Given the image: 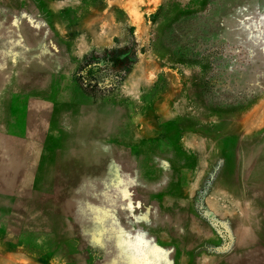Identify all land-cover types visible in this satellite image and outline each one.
Here are the masks:
<instances>
[{
    "label": "rangeland",
    "instance_id": "rangeland-1",
    "mask_svg": "<svg viewBox=\"0 0 264 264\" xmlns=\"http://www.w3.org/2000/svg\"><path fill=\"white\" fill-rule=\"evenodd\" d=\"M261 135L264 0H0V264H264Z\"/></svg>",
    "mask_w": 264,
    "mask_h": 264
},
{
    "label": "crops",
    "instance_id": "crops-1",
    "mask_svg": "<svg viewBox=\"0 0 264 264\" xmlns=\"http://www.w3.org/2000/svg\"><path fill=\"white\" fill-rule=\"evenodd\" d=\"M254 140L256 142L250 140L247 143V150H248L247 156H246L247 160H244L243 162H241V165L239 166L240 176H238L234 181H230L231 184L234 183L235 185H237V186H234L235 187L234 193L236 194L240 193L241 190L239 188L243 187L247 195L250 198H252V201H253L252 208L249 211L245 212V219L243 220L244 227L242 229V232H244V234L241 235L242 239H240V242L238 243L239 245H241L242 248H247L250 245H253L255 243H259L260 245L264 247V236H262L261 234L262 232H264V190H262L260 187H258L253 182L246 181V179L253 180L255 179L254 177L264 176L263 175L264 171L257 172L256 174L254 172L250 173L248 171L250 167L255 168L257 165L258 167L260 165L259 167L260 170H264L263 168L264 167V135L263 136L261 135L260 137ZM255 163H258V164H255ZM244 183H245V186H243ZM254 217H261V218L260 220H255ZM254 233H257L258 235H255Z\"/></svg>",
    "mask_w": 264,
    "mask_h": 264
},
{
    "label": "trees",
    "instance_id": "trees-1",
    "mask_svg": "<svg viewBox=\"0 0 264 264\" xmlns=\"http://www.w3.org/2000/svg\"><path fill=\"white\" fill-rule=\"evenodd\" d=\"M94 59L95 56H92L91 59L89 58H86L84 60V63L82 64V66L80 67V70H79V73L78 75L83 78V77H87L91 68L93 67L94 65ZM128 67H129V64L128 62H124L123 63V67L118 70L112 77V79L110 81H108L103 87L105 88H113L118 82L122 81L124 79V75L126 74L127 70H128Z\"/></svg>",
    "mask_w": 264,
    "mask_h": 264
},
{
    "label": "bare ground",
    "instance_id": "bare-ground-1",
    "mask_svg": "<svg viewBox=\"0 0 264 264\" xmlns=\"http://www.w3.org/2000/svg\"><path fill=\"white\" fill-rule=\"evenodd\" d=\"M242 144V143H241ZM232 149V148H231ZM241 150V149H240ZM248 150H246V152H247ZM243 153H239V154H237V153H235V154H232V155H230V156H228V157H226L227 159H226V162H225V171H226V176H227V178L229 179V181H234L233 179L235 178L234 177V175H235V173H238V170H239V172H240V168H239V166L241 165V162H243L244 161V158H243V156H244V154L242 155ZM245 156H247V153H245ZM251 157V156H250ZM249 158V157H248ZM258 162V161H257ZM259 163V162H258ZM258 163H255V164H258ZM257 167H258V165H257ZM259 167H260V165H259ZM258 167V168H259ZM245 168V167H244ZM264 168V167H263ZM246 169V168H245ZM256 174V173H255ZM254 174V175H255ZM238 175H239V173H238ZM264 175V174H263ZM261 177V176H260ZM241 185V184H240ZM257 213V212H256ZM259 218V217H258ZM262 221V220H261ZM247 222V221H246ZM245 222V223H246ZM250 223V222H249ZM254 223V222H253ZM256 228V227H255ZM253 229V228H252ZM257 230H259V229H257ZM249 233V232H248ZM253 233V232H252ZM248 236V235H247ZM250 236H252V235H250ZM264 236V235H263ZM249 241V240H248ZM243 242H244V240H243ZM246 242V241H245ZM251 242V241H250ZM245 244V243H244ZM247 244V243H246ZM251 244V243H250ZM248 245V244H247ZM259 251V250H258ZM260 252V251H259Z\"/></svg>",
    "mask_w": 264,
    "mask_h": 264
}]
</instances>
